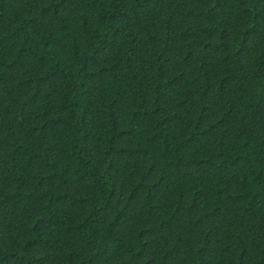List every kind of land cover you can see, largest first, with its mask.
Returning a JSON list of instances; mask_svg holds the SVG:
<instances>
[{"label": "trees", "instance_id": "trees-1", "mask_svg": "<svg viewBox=\"0 0 264 264\" xmlns=\"http://www.w3.org/2000/svg\"><path fill=\"white\" fill-rule=\"evenodd\" d=\"M0 264H264V0H0Z\"/></svg>", "mask_w": 264, "mask_h": 264}]
</instances>
